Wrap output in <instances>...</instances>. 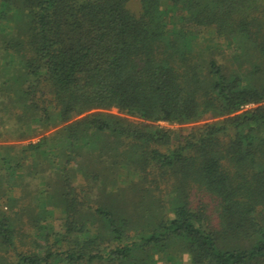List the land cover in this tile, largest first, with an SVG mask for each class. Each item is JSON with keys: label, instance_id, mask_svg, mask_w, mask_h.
<instances>
[{"label": "trees", "instance_id": "trees-1", "mask_svg": "<svg viewBox=\"0 0 264 264\" xmlns=\"http://www.w3.org/2000/svg\"><path fill=\"white\" fill-rule=\"evenodd\" d=\"M0 251L264 264V0H0Z\"/></svg>", "mask_w": 264, "mask_h": 264}, {"label": "rangeland", "instance_id": "rangeland-1", "mask_svg": "<svg viewBox=\"0 0 264 264\" xmlns=\"http://www.w3.org/2000/svg\"><path fill=\"white\" fill-rule=\"evenodd\" d=\"M161 124H162V125H166V124L163 123V122H162ZM37 139H38L37 137H36V138H33L34 141H36ZM27 142H28V140H27V141H24V143H27ZM129 171H130V170H126L125 172L127 173V172H129ZM131 172H132V171H131ZM131 175H134V174L131 173ZM134 176H135V175H134ZM57 212H58V211H57ZM60 213H61V212L59 211L57 215H61ZM38 237L40 238V235H39ZM0 254H2L1 251H0ZM184 260L186 261V259H184ZM184 260H183V262H184ZM165 262H166L165 260H164V261H163V260H162V261H161V260H158V264H167V263H165ZM169 264H170V263H169ZM179 264H180V263H179Z\"/></svg>", "mask_w": 264, "mask_h": 264}]
</instances>
